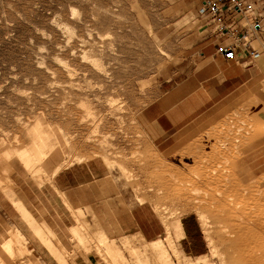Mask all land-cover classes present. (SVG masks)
<instances>
[{"label": "rangeland", "instance_id": "374dc122", "mask_svg": "<svg viewBox=\"0 0 264 264\" xmlns=\"http://www.w3.org/2000/svg\"><path fill=\"white\" fill-rule=\"evenodd\" d=\"M200 9L199 0H0V264H222L213 254L217 239L221 253L232 252L227 264L253 262H238L237 252L219 244L228 225L205 217L213 210L208 194L218 189L256 195L260 181L264 190V173L247 175L234 164L245 137L255 139L264 128L250 126V112L230 113L228 135L214 137V155L199 160L189 152L164 157L139 123L144 107L175 97L200 56L214 54L223 39ZM89 160L104 163L136 204L151 203L164 226L196 218L207 252L184 254L175 224L154 243L106 239L88 213L46 199L54 174ZM21 191L43 238L21 211Z\"/></svg>", "mask_w": 264, "mask_h": 264}, {"label": "crops", "instance_id": "0c3cea01", "mask_svg": "<svg viewBox=\"0 0 264 264\" xmlns=\"http://www.w3.org/2000/svg\"><path fill=\"white\" fill-rule=\"evenodd\" d=\"M253 2L259 12L264 11V0ZM218 41L213 48L214 54L200 56L202 63L177 85L175 97L161 98L145 106L141 112L140 126L156 151L164 157L181 152H189V155L199 160L201 156H213L212 146L216 143L214 137L220 136L219 139H223L228 135V132H224L230 127L227 116L233 112L246 117L250 112V121L253 123L250 126L257 131L264 128V31L259 39V47L256 48L262 56L256 61L257 66L251 69L244 66L248 59L241 54L231 60L216 54L224 38ZM233 126L248 127L247 122L243 125L236 122ZM256 135L252 140L250 136L245 137V146L240 149V157L234 164L245 166L242 173L259 176L264 173V133ZM197 141L204 145L200 153H196L193 148ZM40 192L44 194L43 189ZM47 193L46 199L60 203L65 200L67 204L63 208L69 207L76 211L81 209L88 213L101 226L106 239L137 237L144 242L154 243L166 234V228L151 203L136 204L135 193L121 190L111 171L98 160L73 164L54 174ZM17 196L22 203L21 211L28 214L26 216L22 211L23 215L37 235L43 238V230L37 227L25 206L26 196L23 191L17 193ZM55 211L56 217L62 218L57 209ZM68 213L70 215L69 209ZM41 221L51 223L52 219L43 218ZM180 223V246L184 254L203 256L208 246L199 221L186 216ZM44 227L47 232L53 233L46 225ZM35 250L32 249V252Z\"/></svg>", "mask_w": 264, "mask_h": 264}, {"label": "bare ground", "instance_id": "6f19581e", "mask_svg": "<svg viewBox=\"0 0 264 264\" xmlns=\"http://www.w3.org/2000/svg\"><path fill=\"white\" fill-rule=\"evenodd\" d=\"M262 104L264 106V100ZM194 149L198 152H201L202 150L200 148ZM260 185L263 184L260 181H257L256 191L258 192V194L256 195L249 189H246V191H241L236 187L233 188V186H227L226 188L218 189V193L214 192L208 194L207 198L209 206L213 210H210V215L205 218L214 219L215 221H217V224L219 223L223 225H228L225 227L226 234L228 233L229 235V237L227 236L228 238L225 236L221 238V233L217 231L220 236L217 237L221 238L222 240L219 242V244H222V246L224 247H226V245H229V248L231 247L230 249H232L234 252H237L238 254H236L240 258L242 256H249L250 260L254 258L251 264L264 263V252H260L259 254H257L258 250H261L264 241V190H260V188L258 187ZM238 206H240V208H238ZM251 207L254 208V211L251 210ZM23 212L26 216L28 215L25 211ZM164 224V227L167 230H170L171 226L175 224L174 226H176L177 229L181 231V225L179 221L174 224H171L169 220H166ZM222 231L224 230L221 229L220 232ZM231 235L233 236L231 237ZM218 240L219 239H217V242ZM211 243L213 248L215 249L213 250V254L221 259L222 264H227L225 255H227L229 258L230 253H232L230 252L231 250L228 248L230 251L225 250L226 253H221L220 250L217 249L219 247L217 246L218 244L216 245L214 242ZM6 247L8 249L9 242L7 243ZM109 248L110 252L113 253L114 256L120 254L119 249H117L114 244H111ZM242 260V258L241 260L238 259V262H242Z\"/></svg>", "mask_w": 264, "mask_h": 264}, {"label": "built area", "instance_id": "2783aa9c", "mask_svg": "<svg viewBox=\"0 0 264 264\" xmlns=\"http://www.w3.org/2000/svg\"><path fill=\"white\" fill-rule=\"evenodd\" d=\"M200 14L211 27L212 33L224 38L216 54L227 60L240 54L247 63L258 61L262 53L254 43L264 31V11L259 12L253 0H199ZM226 41V42H225ZM225 42V43H224Z\"/></svg>", "mask_w": 264, "mask_h": 264}]
</instances>
